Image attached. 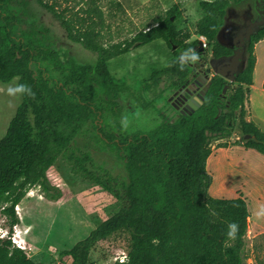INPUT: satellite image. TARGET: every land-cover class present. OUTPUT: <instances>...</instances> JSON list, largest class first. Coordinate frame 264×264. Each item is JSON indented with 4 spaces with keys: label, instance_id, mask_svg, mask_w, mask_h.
Masks as SVG:
<instances>
[{
    "label": "trees",
    "instance_id": "obj_1",
    "mask_svg": "<svg viewBox=\"0 0 264 264\" xmlns=\"http://www.w3.org/2000/svg\"><path fill=\"white\" fill-rule=\"evenodd\" d=\"M246 2L258 3L264 12V0L199 1L203 15L196 32L207 39L203 48L198 39L190 40L189 32L177 28L182 14L177 4L131 38L111 42L106 39L109 20L124 14L118 0H81L78 8L61 7L55 0H0V83L17 79V85L31 89V94L20 93L0 139V211L10 232L18 223L15 206L29 188L39 187L47 199L60 197L47 173L63 158L74 174L115 197L118 207L64 251L71 261L60 264H94L92 253L104 242L126 252V261L116 264H246V200L210 196L206 162L213 139L237 133V145L264 155V132L247 120L245 108L253 83L254 46L264 39V26L247 42L245 65L234 81L213 74L200 107L151 129L122 130L120 101L132 92L108 67L112 59L161 40L172 56L168 66L143 79L142 91L147 94L162 79L164 88L174 91L191 78L195 63L207 65L208 58L233 53L216 36L227 12ZM35 5L58 21L69 41L94 53V61L82 63L66 55L51 30L39 23ZM188 48L198 59L181 67L179 57ZM87 134L100 151H110L123 162L126 181L96 166L90 152L70 147ZM229 223L237 225L233 237L227 235ZM0 264L37 263L6 238L0 239Z\"/></svg>",
    "mask_w": 264,
    "mask_h": 264
},
{
    "label": "rangeland",
    "instance_id": "obj_2",
    "mask_svg": "<svg viewBox=\"0 0 264 264\" xmlns=\"http://www.w3.org/2000/svg\"><path fill=\"white\" fill-rule=\"evenodd\" d=\"M55 1L61 7L74 5L78 8L81 4V0ZM118 1L123 6L124 14L109 20L110 33H107L106 39L111 42H121L146 29L157 17H163L173 4H177L182 12L181 17L175 22L177 28L181 32H189L190 40L198 38L196 24L203 15L198 5L201 0ZM35 7L39 23L51 30L66 55L82 63L94 61V53L69 41L58 21L44 9L37 5ZM171 56L172 51L168 46L157 40L108 62L110 73L130 86L132 92V97L120 101L118 122L124 132L151 129L163 120L172 122L178 117L179 111L169 101L172 91L164 88L165 79H162L163 82L159 83L157 88L152 87L147 94L142 91L143 79H148L152 70H161L168 66ZM207 66L209 67V64ZM209 69L211 70L210 67ZM212 73V70L208 72V80ZM16 85L17 79L7 84L0 83V139L5 134L21 100L20 93L8 92L9 88ZM238 138L237 133L226 139L212 140L211 153L206 162L207 172L212 179L208 193L215 198L229 199L242 196L246 200L250 213L245 236L246 264H264V212H262L264 155L245 148L242 143L237 145ZM70 147L90 152L96 166L102 165L113 176L126 181L123 162L110 151H100L94 138H90V134L76 138ZM47 176L51 185L59 189L60 197L55 200L47 199L39 187L29 188L16 205L18 223L15 226L17 230L20 229L27 256L33 262L69 263L71 260L63 255L64 251L85 238L100 221L117 209L118 203L116 198L103 188L74 174L63 158L55 162L48 170ZM258 212H261L259 216ZM0 225L3 228L9 227L7 218L1 211ZM110 245L104 242L96 247L92 253L94 264L118 263L114 258L121 248L113 246L110 248Z\"/></svg>",
    "mask_w": 264,
    "mask_h": 264
},
{
    "label": "flooded vegetation",
    "instance_id": "obj_3",
    "mask_svg": "<svg viewBox=\"0 0 264 264\" xmlns=\"http://www.w3.org/2000/svg\"><path fill=\"white\" fill-rule=\"evenodd\" d=\"M262 17H264V12L261 10L260 5L258 3H255L254 6H251L249 3H245L244 7L242 6L240 9H230L226 16L223 18L224 23L225 22H233L240 25L241 29L243 31H247L248 28L251 26V22H256L260 20ZM223 23V24H224ZM263 25L254 26L253 33L251 34V37L262 27ZM250 37V39H251ZM250 40H245L244 44L242 46V58L240 62V67H243L245 65V47L247 42ZM232 49V52L234 51V48ZM232 54H230L227 59L231 57ZM211 59V58H210ZM209 59V60H210ZM209 64V61H208ZM193 74L191 75L190 79H187L185 83H183L180 87H178L176 90L172 91V96H170L169 101L171 105L176 108L179 113L185 112L183 110V106H185L190 100L194 99L195 101L199 98V95L201 94V91L204 90L205 84L207 82L211 83V77L208 80V72L211 71L207 65L204 63L198 62L194 64V67L192 68ZM214 73H212L213 75ZM211 75V76H212ZM207 76V81L203 83L198 77ZM227 86V85H225ZM209 88V87H208ZM208 90V89H207ZM207 92V91H206ZM226 92V91H225ZM223 93V92H222ZM224 94V93H223Z\"/></svg>",
    "mask_w": 264,
    "mask_h": 264
},
{
    "label": "water",
    "instance_id": "obj_4",
    "mask_svg": "<svg viewBox=\"0 0 264 264\" xmlns=\"http://www.w3.org/2000/svg\"><path fill=\"white\" fill-rule=\"evenodd\" d=\"M263 24L264 17L256 22H251L250 26L256 27ZM251 27L248 28L247 31H243L237 23L225 22L222 25L216 36L217 42L224 47L234 48V51L229 59L221 57L217 59L211 58L209 60V67L213 71L214 75L221 76L229 82L234 81L235 75L244 67H240L243 53L242 46L245 40H250L251 34L253 33V28ZM198 79L205 83V81H207V76L198 77ZM209 86L210 82H207L204 90L201 91L199 98L196 101L192 99L185 106H183V110H185L187 114H191L194 110L200 107ZM226 90L227 86H224L222 92L225 93ZM185 112H181V114H185Z\"/></svg>",
    "mask_w": 264,
    "mask_h": 264
},
{
    "label": "crops",
    "instance_id": "obj_5",
    "mask_svg": "<svg viewBox=\"0 0 264 264\" xmlns=\"http://www.w3.org/2000/svg\"><path fill=\"white\" fill-rule=\"evenodd\" d=\"M254 55L253 83L249 87L245 108L247 120L253 121L264 132V39L255 44Z\"/></svg>",
    "mask_w": 264,
    "mask_h": 264
},
{
    "label": "built area",
    "instance_id": "obj_6",
    "mask_svg": "<svg viewBox=\"0 0 264 264\" xmlns=\"http://www.w3.org/2000/svg\"><path fill=\"white\" fill-rule=\"evenodd\" d=\"M197 39L200 41L202 47L206 48L207 39L202 35H198ZM15 208H17V206H15ZM15 225L12 227V232H10L9 228H3L0 225V239H6V238L10 239L16 248L24 251L27 255L26 246L20 236V229L17 230ZM126 257H127L126 252L122 249H119L116 252V257L114 258L115 259L114 261H118L119 263H122L126 261Z\"/></svg>",
    "mask_w": 264,
    "mask_h": 264
},
{
    "label": "clouds",
    "instance_id": "obj_7",
    "mask_svg": "<svg viewBox=\"0 0 264 264\" xmlns=\"http://www.w3.org/2000/svg\"><path fill=\"white\" fill-rule=\"evenodd\" d=\"M206 48H207V46H206ZM197 59H198L197 53L192 48H188V49H185L181 53V55L179 57V64H180L181 67H183L185 65V63H187V62H193L194 63V62H196ZM8 92L10 94H12V93H27V94H31V89L26 84H18L14 88H9ZM262 212H264V208H262ZM260 214H261V212L257 213L258 216ZM236 228H237V225L235 223H229L227 235L229 237H233L235 235Z\"/></svg>",
    "mask_w": 264,
    "mask_h": 264
}]
</instances>
